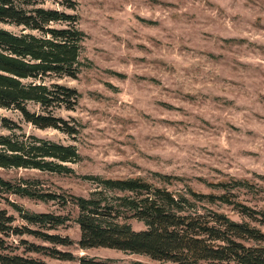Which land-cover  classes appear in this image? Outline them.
<instances>
[{
  "label": "rangeland",
  "instance_id": "374dc122",
  "mask_svg": "<svg viewBox=\"0 0 264 264\" xmlns=\"http://www.w3.org/2000/svg\"><path fill=\"white\" fill-rule=\"evenodd\" d=\"M75 1L86 35L82 57L87 68L75 80L59 81L79 93L75 108L49 113L76 133L38 129L14 110L0 113L14 123L16 134L76 147L80 159L66 164L71 173L0 168L5 181L25 180L33 191L59 196L39 201L0 192V210L13 217L12 226L71 245L50 244L40 234L24 232L6 239L16 254H24L25 241L75 257L63 262L24 255L49 264H78L83 256L173 264L79 248L78 210L70 201L87 198L99 183L96 178H141L174 193L197 194L218 193L215 185L240 182L233 190L236 200L264 211V0ZM27 108L44 113L34 104ZM49 131L53 135L38 134ZM9 134L0 125V135ZM12 204L23 212L69 220L53 228L29 225ZM222 211L239 220L230 208ZM129 223L134 230L144 229L142 223ZM253 225L264 232V225Z\"/></svg>",
  "mask_w": 264,
  "mask_h": 264
},
{
  "label": "trees",
  "instance_id": "16d2710c",
  "mask_svg": "<svg viewBox=\"0 0 264 264\" xmlns=\"http://www.w3.org/2000/svg\"><path fill=\"white\" fill-rule=\"evenodd\" d=\"M46 3L47 0H0V24L20 29L16 34L0 28V109L18 112L38 129H55L71 136L76 130L49 111L73 110L78 103L77 90L59 81L75 80L87 68L82 57L86 35L79 28L75 0H51L54 7H44ZM28 104L39 106L44 113L29 111ZM0 125L10 132L0 135V168L66 174L72 172L66 164L80 159L75 146L16 134L14 123L6 118L0 117ZM96 180L99 183L87 198L73 197L70 201L78 210L77 244L81 250L110 249L173 264H264V232L253 225H264V211L236 200L233 190L242 183H221L214 187L218 193L197 194L192 190L174 193L141 178ZM28 184L25 180L13 184L0 178V192L39 201L59 197L33 191ZM11 206L27 224L40 228H53L69 220L67 216L28 213ZM223 207L230 208L239 220L231 219ZM130 220L142 223L144 229L134 230ZM13 222V217L0 210V264H49L24 256L27 253L75 261L71 253L25 241L24 254H16L6 239L24 232L40 234L44 242L54 245L71 243L26 228L18 230ZM77 262L126 264L84 256Z\"/></svg>",
  "mask_w": 264,
  "mask_h": 264
},
{
  "label": "clouds",
  "instance_id": "9594fccd",
  "mask_svg": "<svg viewBox=\"0 0 264 264\" xmlns=\"http://www.w3.org/2000/svg\"><path fill=\"white\" fill-rule=\"evenodd\" d=\"M44 7H50L52 6L51 4V0H47V3L45 5H43ZM51 26V25H50ZM22 27V26H21ZM0 28H7L8 31H12V32H15L16 34H19L20 32V29L19 28H15L14 26L13 27H9V26H6V25H3V24H0ZM33 35H40L38 32H34ZM3 110L0 109V113H2ZM33 131H35V129H32ZM6 134V133H5ZM39 135L43 136V135H53V133L51 131L49 132H44V133H38Z\"/></svg>",
  "mask_w": 264,
  "mask_h": 264
}]
</instances>
